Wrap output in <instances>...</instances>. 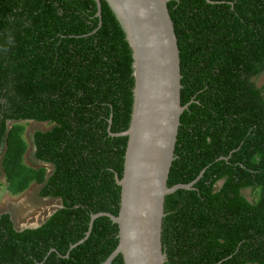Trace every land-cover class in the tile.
I'll list each match as a JSON object with an SVG mask.
<instances>
[{"label": "trees", "instance_id": "16d2710c", "mask_svg": "<svg viewBox=\"0 0 264 264\" xmlns=\"http://www.w3.org/2000/svg\"><path fill=\"white\" fill-rule=\"evenodd\" d=\"M0 0V170L61 208L18 231L0 215V264H102L116 216L132 107L131 50L107 4ZM181 105L165 198V264H264V0H172ZM99 22L101 26L99 27ZM20 122L47 123L31 137ZM50 171L48 172V170ZM111 264H123L117 256Z\"/></svg>", "mask_w": 264, "mask_h": 264}, {"label": "water", "instance_id": "95a60500", "mask_svg": "<svg viewBox=\"0 0 264 264\" xmlns=\"http://www.w3.org/2000/svg\"><path fill=\"white\" fill-rule=\"evenodd\" d=\"M93 1L100 19V0ZM103 1L131 50L134 78L128 129L110 133L127 138L122 177H115L120 187L119 210L116 216L92 215L85 238L71 248L87 239L96 218L105 216L117 226L118 243L102 264H111L119 255L123 264H165L167 254L161 243L165 198L177 190L192 189L203 173L190 184L167 186L180 117L190 104L181 105L179 49L167 7L172 0ZM47 219L17 230L38 228Z\"/></svg>", "mask_w": 264, "mask_h": 264}, {"label": "rangeland", "instance_id": "374dc122", "mask_svg": "<svg viewBox=\"0 0 264 264\" xmlns=\"http://www.w3.org/2000/svg\"><path fill=\"white\" fill-rule=\"evenodd\" d=\"M257 84L258 86L264 85V77L259 78ZM20 124L25 127L23 138L28 145L24 163L29 167L37 168L40 164L33 163V145L30 139L35 131H46L51 126L47 123L37 122H20ZM40 188L41 186L31 184L25 192L11 196L6 192L3 185V176L0 170V215L3 213L10 214L15 229L41 224L54 210L60 207V201L40 198Z\"/></svg>", "mask_w": 264, "mask_h": 264}, {"label": "clouds", "instance_id": "9594fccd", "mask_svg": "<svg viewBox=\"0 0 264 264\" xmlns=\"http://www.w3.org/2000/svg\"><path fill=\"white\" fill-rule=\"evenodd\" d=\"M44 199H48V198H44ZM60 206H61V204H60ZM57 210V209H56ZM56 210H54V211H56Z\"/></svg>", "mask_w": 264, "mask_h": 264}, {"label": "flooded vegetation", "instance_id": "af4514ba", "mask_svg": "<svg viewBox=\"0 0 264 264\" xmlns=\"http://www.w3.org/2000/svg\"><path fill=\"white\" fill-rule=\"evenodd\" d=\"M20 229H21V228H20ZM20 229H19V230H20Z\"/></svg>", "mask_w": 264, "mask_h": 264}]
</instances>
